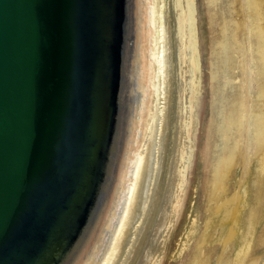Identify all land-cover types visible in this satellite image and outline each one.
Wrapping results in <instances>:
<instances>
[{
  "label": "water",
  "instance_id": "water-1",
  "mask_svg": "<svg viewBox=\"0 0 264 264\" xmlns=\"http://www.w3.org/2000/svg\"><path fill=\"white\" fill-rule=\"evenodd\" d=\"M111 1L0 0V264H57L119 152L121 107L99 132Z\"/></svg>",
  "mask_w": 264,
  "mask_h": 264
},
{
  "label": "bare ground",
  "instance_id": "bare-ground-1",
  "mask_svg": "<svg viewBox=\"0 0 264 264\" xmlns=\"http://www.w3.org/2000/svg\"><path fill=\"white\" fill-rule=\"evenodd\" d=\"M196 5V0L111 1L99 132L103 129L107 138L111 110L118 113L121 107L119 152H111L112 163L99 190L96 186L88 193L85 223L80 222L57 264H155L165 247L184 186L195 124L193 103L201 84ZM255 43L264 54V40L257 36ZM227 46L218 57L223 70L236 63L232 46ZM230 96L232 107L226 113L220 110L219 119L208 124L222 145L215 149L216 158L204 156L206 187L236 152L232 135L242 107L235 93ZM262 133L264 140V124L258 121L255 135L259 139ZM206 144L212 149L208 137ZM97 194L102 204L96 206ZM224 222L222 215L211 225Z\"/></svg>",
  "mask_w": 264,
  "mask_h": 264
},
{
  "label": "rangeland",
  "instance_id": "rangeland-1",
  "mask_svg": "<svg viewBox=\"0 0 264 264\" xmlns=\"http://www.w3.org/2000/svg\"><path fill=\"white\" fill-rule=\"evenodd\" d=\"M196 2L201 84L195 124L181 198L155 264H264V140L255 135L257 122L264 124V54L255 43L257 36L264 40V0ZM227 44L236 63L223 70L218 57ZM232 92L242 107L232 135L236 152L219 176L209 171L206 187L204 156L216 158L222 145L208 124L232 107ZM222 215V225H211Z\"/></svg>",
  "mask_w": 264,
  "mask_h": 264
}]
</instances>
